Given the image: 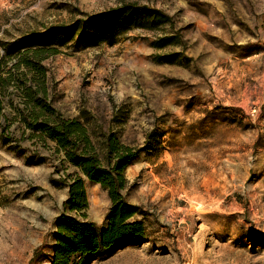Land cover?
Returning <instances> with one entry per match:
<instances>
[{
    "label": "rangeland",
    "instance_id": "rangeland-1",
    "mask_svg": "<svg viewBox=\"0 0 264 264\" xmlns=\"http://www.w3.org/2000/svg\"><path fill=\"white\" fill-rule=\"evenodd\" d=\"M123 3L172 23L94 47L74 37L41 62L64 119L138 150L122 195L146 239L88 264H264V0H0V78L12 74L1 106L19 108L27 69L14 67L26 36L50 26L66 35ZM163 36L175 42L153 47ZM9 131L12 142L0 140V264H52L58 218L102 228L110 200L53 142L17 123ZM77 176L80 212L65 205Z\"/></svg>",
    "mask_w": 264,
    "mask_h": 264
},
{
    "label": "trees",
    "instance_id": "trees-1",
    "mask_svg": "<svg viewBox=\"0 0 264 264\" xmlns=\"http://www.w3.org/2000/svg\"><path fill=\"white\" fill-rule=\"evenodd\" d=\"M166 23H172L171 17L158 9L123 3L88 16L84 21H76L66 35L60 33L62 27L50 26L43 32L31 33L22 41L23 52L17 54L18 64L14 67L23 65L27 69L17 81L20 105L13 109L12 116L0 104V140L5 145L10 144V125L17 123L23 133L31 132L29 138L43 144L53 142L55 150L63 153L64 160L89 182L106 191L110 200L106 225L102 228L64 215L58 218L52 264H70L75 256L79 257L77 264H88L131 242H144L146 229L141 221L132 220L138 208L128 204L122 195L127 187L124 171L136 158L138 150L120 143L113 133L97 136L79 119H64L52 105L46 70L41 62L58 53L55 45H62L74 37L85 47L114 44L132 28L156 30ZM174 39L171 36L157 38L153 47L162 49L175 42ZM7 73V78H0V90L12 80V74ZM68 188L65 205L70 211L84 210L87 201L82 178H73Z\"/></svg>",
    "mask_w": 264,
    "mask_h": 264
}]
</instances>
